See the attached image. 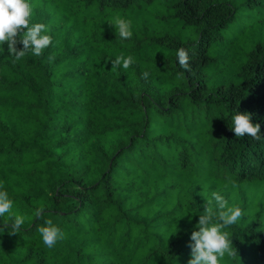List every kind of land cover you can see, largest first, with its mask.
<instances>
[{
    "label": "trees",
    "instance_id": "16d2710c",
    "mask_svg": "<svg viewBox=\"0 0 264 264\" xmlns=\"http://www.w3.org/2000/svg\"><path fill=\"white\" fill-rule=\"evenodd\" d=\"M138 1L27 0L29 27L52 43L20 60L0 45V191L13 204L0 264H188L214 192L246 214L240 185L264 179V0H171L195 40L121 39L111 19ZM119 56L134 63L113 68ZM235 111L252 113L261 140L235 136ZM49 219L64 234L53 247L37 231ZM221 232L231 264H264L258 221Z\"/></svg>",
    "mask_w": 264,
    "mask_h": 264
},
{
    "label": "clouds",
    "instance_id": "9594fccd",
    "mask_svg": "<svg viewBox=\"0 0 264 264\" xmlns=\"http://www.w3.org/2000/svg\"><path fill=\"white\" fill-rule=\"evenodd\" d=\"M30 6L27 0H0V45L7 42V51L20 60L29 51L35 56H41L42 50L46 49L52 39L49 35L42 32L45 31V25L42 23L33 24L29 27ZM115 32L119 38L128 39L132 36L130 30L131 22L124 19L116 21ZM26 29V31H25ZM19 36V39L17 37ZM23 44L22 49H18L16 45ZM178 66L186 71H190V57L185 48L181 47L176 52ZM54 57H49L53 60ZM127 69L134 63L132 56L124 58L117 57L111 61L112 67L121 66ZM149 73H142V78L147 80ZM232 116L231 129L237 138H242L247 134L253 140H261V126L259 123L252 122V113L235 111ZM218 211L211 207V201H206L204 206V214L199 216L196 228L190 237L189 247L191 249V258L188 264H218V256L223 257L227 252L230 256H235L237 251L228 238L227 233H222L221 228L229 227L237 223L242 217V210L239 207H228L225 211L227 201L218 193H213ZM12 201L9 199L7 192L0 191V217L12 208ZM41 210H37L36 215H41ZM23 219L17 216L11 224L12 231L15 234L20 231ZM8 225H5L7 227ZM37 231L41 234L43 243L48 247H53L58 239H63L64 234L56 227L52 220H46L43 226H37Z\"/></svg>",
    "mask_w": 264,
    "mask_h": 264
},
{
    "label": "rangeland",
    "instance_id": "374dc122",
    "mask_svg": "<svg viewBox=\"0 0 264 264\" xmlns=\"http://www.w3.org/2000/svg\"><path fill=\"white\" fill-rule=\"evenodd\" d=\"M171 2V0H139L130 9L118 12V16L113 17L111 23L115 24L119 19L130 21L132 36H136L134 38L159 37L169 34L184 41L195 40L200 30L199 27L184 25L177 21V18L173 16L174 11ZM112 30L115 32V26ZM240 186L250 203L246 214L238 221L244 223L258 221V230L264 233V179L254 184H242ZM226 256V253L223 257L218 256V264H231ZM234 263L259 264L254 258H244Z\"/></svg>",
    "mask_w": 264,
    "mask_h": 264
}]
</instances>
